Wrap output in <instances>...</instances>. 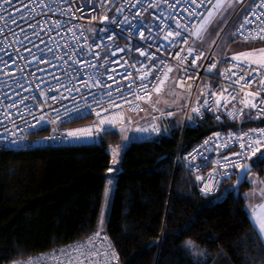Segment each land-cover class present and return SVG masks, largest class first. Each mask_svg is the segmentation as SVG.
<instances>
[{"label": "trees", "instance_id": "obj_1", "mask_svg": "<svg viewBox=\"0 0 264 264\" xmlns=\"http://www.w3.org/2000/svg\"><path fill=\"white\" fill-rule=\"evenodd\" d=\"M164 124L158 135L131 141L116 172L107 233L119 264H264V242L247 208L251 183L246 179L238 186L235 175L218 194L208 195L175 162L180 142L187 149L229 124L210 115L184 133L179 117ZM120 141L121 133L112 129L91 144L0 150V264L98 231L112 163L108 146ZM260 155L252 164L263 175L264 163H253ZM187 239L206 248L209 258L194 259Z\"/></svg>", "mask_w": 264, "mask_h": 264}, {"label": "built area", "instance_id": "obj_2", "mask_svg": "<svg viewBox=\"0 0 264 264\" xmlns=\"http://www.w3.org/2000/svg\"><path fill=\"white\" fill-rule=\"evenodd\" d=\"M41 4L51 7L52 11H48V7L37 6L36 0H13L14 7L22 8V5L29 3L30 7L28 9H23L20 13L16 14L18 23L16 25H10V27L17 32L18 36L13 37L9 29L6 27L4 32L7 34V38L3 34H0V40L3 41L4 45H7L5 51H0V57L3 60L8 61L9 56L7 53H12L15 56V51L19 49L20 53L27 57L28 61H32L25 67V61L17 59L16 64H11L5 71L9 75H0V150H24L32 147H67L76 146L83 144L94 143L97 137L104 132L112 129H118L127 120L128 113H141L145 109L152 105V97L155 91H151V102L146 103L145 101H134V103L139 104V109L136 111H131L129 105L124 103L120 99V94L116 91L118 87L126 91V85L129 81L122 78L123 73L131 72L134 77H138L142 73H137L136 69L127 67L125 61L128 63H137V68L141 64L151 68V73L144 81L149 83V89L151 90V83H155V76L160 75L163 78V73L167 71L164 65L160 64L163 60L164 64L170 67H179L181 74L177 80L178 87L186 89L190 93V100L187 107L184 110V115L182 118V132L184 133L187 125L191 124L194 127H198L201 122L210 115L215 122L223 123L227 122L229 124L227 127H219L213 131L204 134L198 140H196L189 148L184 149L181 142L179 144L177 154H176V165L184 164L188 169L189 173L194 176L199 184L200 190L204 187L205 183L208 182L210 174L215 177L214 190L207 193L208 195L218 194L225 183V181L231 179L233 176L237 175L240 168H235L231 164H226L223 160L224 156H228L231 160L237 161L238 163L245 164L246 162H252V159L259 155L251 157L250 160H245L242 157H236L232 155L234 152L241 151L240 141L236 140L235 137L242 135L243 133H249L252 129L264 128V117L260 119L255 118V111L253 110L251 116L240 117L237 116L235 119L227 115V110L223 107L219 111H208L205 108H201L200 105L203 104L204 96L208 95L212 91L218 92L230 83L225 81L221 73L232 68V65L236 62L231 61L232 54H222L217 55L214 52V48L209 51H205L201 47L193 44L194 35L189 37L187 32H182V35L175 39V43L172 42L173 38L165 40V31H161V28L166 30H175V24L172 20L168 19L169 12L179 20L182 24L188 25L191 28L193 25L199 26V22L202 19L201 15L190 16L188 12L184 11L185 8L191 10L194 6L185 3V0H180L176 4L175 10L168 9L166 3L161 0L160 7L150 8L149 3H156V0H112L111 4H107L104 9L99 6V0H71L72 6L77 9H82L75 13L74 18H70L68 15L61 16L59 9L68 8V4L64 0H40ZM171 3H176V0H169ZM261 0H248L245 4V10L241 15L233 21V26L231 29V38L244 40L241 36L236 35L233 37V33L236 32L239 24L243 22L244 12L250 11L247 6L252 5L253 8L256 4H259ZM215 3V0H213ZM59 5V8L57 7ZM93 7L95 10L93 11ZM123 7L122 12H117V8ZM35 8V13L33 17L21 20L20 15L28 17V13ZM210 5L202 6L196 11L205 16ZM141 9H145L141 16H137ZM11 11V9H10ZM43 13V14H42ZM107 14L109 17L108 21L103 23L99 19L100 16ZM7 15V13H5ZM96 16L97 19L93 20L92 17ZM125 17H127V22H125ZM253 20L255 17H251ZM233 18H231L232 20ZM62 21L63 27L58 31L53 30L48 31V28L52 26L53 21ZM47 21V23H45ZM39 22V27L36 31L40 33L39 37L32 35V28L28 27L29 24H35ZM143 22L144 26L141 27ZM3 22L0 21V26ZM229 26V24H228ZM21 27L27 32L30 39L24 40V45L31 49L32 53L36 57L41 56V51L43 50V59L45 61H50V64L37 63L35 62L32 55L25 50L19 43L16 42L17 39L23 40V33H21ZM248 29L255 27L254 24L247 26ZM41 28L44 30L41 31ZM72 29V31H69ZM143 31L145 37L151 36L150 39H142L140 37V32ZM75 32V36H73ZM247 34V32H245ZM185 38L189 39L188 44H184L183 40ZM245 41V40H244ZM248 41H261L259 39L248 40ZM66 45L70 47H65ZM88 45L92 46L91 52H89ZM96 45H100L99 48ZM151 45V47H148ZM38 46V48L36 47ZM191 46L197 50V52H203L204 55L199 60L196 61V65H192V60L194 55H188L187 48ZM80 47L84 48L85 54H81L76 58L78 60H91L93 64L97 67L87 68L86 72H81V76L84 80L88 79V73H102L99 79L103 81V84L111 85L109 89L104 87L89 86L83 87L78 80H73L68 83V77L65 75V71H71L72 65L63 64L62 61L56 59L57 56H64L67 59L66 53H70L72 49L78 50ZM51 48L52 51L49 52L48 49ZM124 49L123 52L119 49ZM141 48L146 50L149 54H154L156 67H152L153 61L146 59L141 56L136 50ZM159 49V50H158ZM183 49V51H181ZM99 53V57L92 53ZM116 54L113 56L112 53ZM179 53L180 57H187L183 65L178 66V61L176 59V54ZM107 59L109 63L104 65V61ZM119 60L120 63L116 64L113 61ZM215 63L216 68L212 71H208L211 64ZM51 65H56L52 67ZM104 65V67H100ZM124 65V66H122ZM3 65L0 64V68ZM76 67H80L77 65ZM19 68H24L21 73L18 71ZM37 69H47V71H37ZM112 69L116 71L113 72ZM183 69H187L185 72ZM232 71H237V69L232 68ZM34 73L35 75H32ZM50 73H54L56 76L60 77L61 82L67 84L71 87L72 84H76L80 87V92L73 91L69 94L64 88H60L57 85V81L52 78ZM169 73V72H168ZM230 74V73H229ZM108 75H113L115 80L119 83H114L113 80H109ZM189 76L191 79H189ZM235 79V78H233ZM18 81V83H17ZM140 83L139 79H135L134 87L138 86ZM204 84V95L201 102L195 103V97L200 91V87ZM20 85H23L21 87ZM39 85V87H37ZM55 86L59 88V91L47 92L49 86ZM191 85V89L188 88ZM258 85L253 84L250 88L245 89V91H257ZM105 91L112 92V98L116 100L117 105H122V107H115L111 105L109 98L105 95ZM233 91L232 87H228V93ZM41 92H47V97L53 95L60 96L62 93L67 96V99H59L57 101H52L50 98H46L41 95ZM143 95V93H140ZM93 95L96 96L97 100L103 101V107L98 105L93 101ZM227 95V93H226ZM264 95V93H262ZM5 97H8L5 99ZM129 99L132 100L133 97L129 95ZM210 99H212L210 97ZM23 100V103H21ZM237 109L241 106L238 102L234 101ZM15 104V107L7 109L9 113V118H5L3 113L5 111L4 105ZM86 104L91 105V109L85 107ZM193 107L200 108L201 115L193 113L191 109ZM213 107H215L213 105ZM232 105H228V109H231ZM79 108V112L76 109ZM94 109V111H93ZM107 109V111H105ZM247 111V110H246ZM96 112L101 113V117L116 115L115 122L112 125L105 124L103 126L99 125V120L96 116ZM173 113V115H167V113ZM122 114L123 119L120 118ZM165 118L172 119L175 118V111L169 110L165 114ZM43 116L44 119L39 118ZM217 116L220 119L217 120ZM15 121L13 123L12 121ZM79 120V123L72 124L73 122ZM258 121L256 124L249 123L250 121ZM248 123V125H245ZM92 128V134L89 137H69L67 133L69 131H74L80 128ZM97 127L101 130L97 131ZM157 127V126H156ZM158 128V127H157ZM159 129V128H158ZM160 133L159 131H152L151 135L156 136ZM219 133L220 137L217 140L215 134ZM14 134V135H13ZM229 134H232V139L229 138ZM212 138V142L205 147L206 140ZM12 141H15L13 143ZM227 147L221 146L219 150L216 149V144H225ZM199 149L197 153L195 150ZM264 147L261 148V151ZM219 162V163H217ZM215 170V172H214ZM227 175H224V173ZM203 177V179H197V177ZM202 192V191H201ZM204 193V192H203ZM101 234V239H96V233ZM83 239L77 240L75 242L61 245L55 247L51 250H47L27 258L5 263V264H61L64 261V257L61 256V250H71L77 245L87 242L92 239L94 244L102 249V254L97 259L100 260V264H119L120 256L117 248L113 244L111 238L107 232L97 231ZM106 237V239H104ZM110 245V247H109ZM71 246V248L69 247ZM115 251L117 258L111 259V257L105 258L103 252ZM66 264V261H65Z\"/></svg>", "mask_w": 264, "mask_h": 264}, {"label": "snow or ice", "instance_id": "obj_3", "mask_svg": "<svg viewBox=\"0 0 264 264\" xmlns=\"http://www.w3.org/2000/svg\"><path fill=\"white\" fill-rule=\"evenodd\" d=\"M65 3H67L69 6L66 9H59L61 16L68 15L70 18L75 17V13L78 11H82V9H77L72 6L71 0H64ZM112 0H99V6L104 9L107 4H111ZM138 2V0H137ZM161 0H156V3H149L148 7L150 8H159L160 7ZM164 3L167 4L168 9L175 10L176 4L180 2V0H176V3H171L169 0H163ZM255 0H253V3ZM185 3L191 4L194 7L189 10L188 8H185L184 11L188 12L190 16H196L201 15L202 19L199 22V26L193 25L191 28L188 27L186 24H182L179 20H177L173 15L172 12H169L168 19L172 20V22L175 24V30H170L171 26H169V29L166 30L164 28H161V31H165L166 35L164 36L165 40L172 39V42L175 43L174 38H178L182 35V32H187L188 36H196L198 39H202V34L207 32V29L210 25L213 23H217L219 26L220 23H227V17L225 16V13L228 12L229 9L233 10V14H239L236 9V5H243L244 0H215V3H213V0H185ZM37 6L40 7H48L47 5L41 4L40 0H36ZM210 5V8L207 10V16H203V14L198 13L196 9L205 6ZM30 7L29 3H25L22 5L23 9H28ZM59 8V5L57 6ZM22 8L14 7L13 0H0V21L3 22V25L0 26V34H3L5 36V39L7 38V34L4 32V29L7 27L9 29V32H11V35L13 37H17L18 34L16 31H14L10 25H16L18 23L16 14L20 13L22 11ZM247 8L250 11L244 12V19L243 22L239 24V27L237 28L236 32L233 33V37L236 35L241 36L245 41L248 40H255L259 39L261 41H264V0H261L259 4H256L253 8L252 5H248ZM11 9V11H10ZM95 10V7H93V11ZM48 11L51 12V7H48ZM117 12H122L123 7L117 8ZM145 11V9H141V12H138L136 15L141 16L142 13ZM7 13V15H5ZM35 13V8H32V11L28 13V17L24 15H20L21 20L28 19L29 17H33V14ZM43 14V13H42ZM251 17H255L253 20ZM93 20L97 19L96 16L92 17ZM101 22L108 21L109 17L107 14H104L99 17ZM125 22H127V17H125ZM47 23V21H45ZM62 21L56 20L52 22V26L48 28V31L51 32L54 29L59 30L61 27H63ZM254 24L255 27L252 29H248V25ZM39 22L35 24H29L28 27L32 28V35L39 37L40 33L36 31L37 27H39ZM143 22L141 23V27H143ZM44 29L41 28V31ZM21 33H23V40L17 39L16 42L19 43L22 47L25 48L26 51L29 52L30 55L33 56L35 62L37 63H46L50 64V61H45L43 59V50H40L38 46L39 51H41V56L36 57L35 54L32 53L31 49H28L24 45V40L30 39L27 32H25L24 28L21 27L20 29ZM69 31H72V29H69ZM221 31L223 29L221 28ZM247 32V34H245ZM219 35V33H217ZM73 36H75V32H73ZM140 37L142 39H150L151 36L145 37V34L143 31L140 32ZM184 44L189 43V39L185 38L183 40ZM8 46L3 44V41L0 40V51H5ZM65 47H70L66 45ZM89 49V52H91L92 46H87ZM97 48L100 47V45H96ZM148 47H151V45H148ZM141 56H144L146 59L153 61L152 67H156L155 64V56L154 54H149L146 50L137 48L136 49ZM159 50V49H158ZM49 52L52 51L51 48L48 49ZM119 51L123 52L124 49H119ZM183 51V49H181ZM188 55H194V59L192 60V65H196V61L199 60L201 57H203V52H197V50L191 46L187 48ZM85 54L84 48L80 47L78 50L72 49L70 53H66L67 59L62 56H57L56 59L62 61L63 64H69L71 62L72 68L71 71L66 70L65 75L69 78L68 83H71L73 80H78V82L83 87H89L96 86V87H104L105 89H109L112 86L103 84V81L99 79L100 75H103L102 73H88V79L84 80L81 76V72H86L87 68H93L95 69L97 67L96 64H93L91 60H78L76 57ZM99 57V53H92ZM116 53L113 52L112 55L114 56ZM9 56V60L5 61L2 57H0V64L3 65L2 68H0V75H9L5 70L10 67L11 64H16L17 59L24 60L25 67L28 66L32 61H28L27 57H24L19 49L15 51V56H13L12 53H7ZM86 55V54H85ZM176 59L178 61V66L183 65L186 61L187 57L181 58L179 53L176 54ZM231 61L236 62L232 65V68L237 69V71H232V68L226 70L224 73H221V75L224 77L225 81H229L230 83L227 85V87H224L222 90H219L218 92L212 91L208 95L204 96L203 104L200 105L201 108H205L208 111H219L222 107L227 110V115L229 117H232L235 119L237 116L244 117V116H251L253 110L255 111V118L260 119L264 117V47H261L259 49H253L251 51H245L238 55L231 56ZM109 61L105 59L104 65H107ZM113 63L119 64L120 61H113ZM137 63H128L125 61V65L127 67H131L136 69L137 73H142L138 77H134L133 73L131 72H125L122 75V78L124 80L129 81V83L126 85V91L120 87L116 89V91L120 94V99L129 105V109L131 111H136L139 109V104L134 103V101H145L146 103L151 102V91H155L156 93H160L163 90V85L165 81L168 79V72H171L172 69L164 64V61L161 60L160 64L164 65L165 68H167V71L163 73V78L160 75L155 76V83H151V90L149 89V83H145L147 76L151 73V68H149L146 65L141 64L139 68H137ZM77 65H80V67H76ZM104 65H100V67H104ZM52 67H55L56 65H51ZM124 66V65H122ZM216 68V64L213 63L209 66L208 71H212V69ZM185 72H187V69H183ZM19 72H23L24 68H19ZM37 71H47V69H37ZM113 72H115V69H112ZM230 73V74H229ZM32 75H35L32 73ZM49 75L52 76L53 79L57 81V85H59L60 88H64L65 91H67L69 94H71L73 91L80 92V87H77L76 84H72L71 87H68L67 84L62 83L60 77L56 76L54 73H50ZM109 80H113L114 83H119L115 80V77L113 75H108L107 77ZM139 79L140 83L138 86L134 87L135 79ZM235 78V79H233ZM189 79L191 77L189 76ZM18 83V81H17ZM253 84H257L258 88L257 91H245V89L250 88ZM23 87V85H20ZM179 86V85H178ZM39 87V85L37 86ZM191 85H188V88L191 89ZM228 87H232L233 91L231 93H228ZM59 91V88H56L55 86L50 85L47 92L51 91ZM47 92H41V95L50 98L52 101H57L59 99H67V96H64L62 93L60 96L53 95L51 97H47ZM140 93H143L141 95ZM227 93V95H226ZM105 95L109 98L111 105L115 107H122V105H117L116 100L112 98V92L111 91H105ZM129 95L133 97L132 100L129 99ZM200 95H204L203 90H201ZM210 97L212 99H210ZM8 97H5L7 99ZM200 96H197V102H199ZM93 101L103 107V101L97 100L96 96L93 95ZM234 101L238 102L241 106L237 109L236 104L233 103ZM21 103H23V100H21ZM157 103H159V100H157ZM231 104V109H228V105ZM213 105L215 107H213ZM15 107V104L11 105H4L5 111L3 113L4 117L7 119L9 118V113L7 109ZM85 107L91 109L90 104H86ZM152 110L157 111L158 109L155 108L154 105H152ZM247 110V111H246ZM77 112H79V108L76 109ZM94 111V109H93ZM107 111V109H105ZM193 113H196L197 115H201L200 108L193 107L191 109ZM163 114V113H162ZM167 115H173V113L169 112ZM96 116L99 120V125L103 126L105 124L112 125L115 122L116 115H113L111 117L104 116L101 117L100 112H96ZM120 118L123 119L122 114L120 115ZM217 120L220 119V116L216 117ZM40 120H43L44 117L41 116L39 118ZM153 119H157V117H153ZM15 123V121H12ZM2 123V121H0ZM97 131H100L101 128L97 127ZM139 131H146L147 129H138ZM153 131H159V129L156 126L152 127ZM92 134V128L86 127V128H80L76 129L74 131H69L67 135L69 137H89ZM14 135V134H13ZM220 137L219 133L215 134V138L218 140ZM229 138L232 139V134H229ZM236 140L240 141V149L239 152H234L232 155L236 157H242L245 160H250L251 157L256 156L257 153H261L259 157H257L256 161H253L255 164L264 163V152H261V148L264 147V128L260 129H252L249 133H243L242 135L236 136ZM15 143V141H12ZM212 142V138L209 140H206L204 142V145H201V147L207 146L209 143ZM227 147V143L221 145L216 144L215 147L217 150L219 148ZM197 153L199 152V149L195 150ZM223 160L226 164H231L235 168H240L244 171H247L250 168L249 164H241L237 161L231 160L228 156H224ZM115 159L113 160V163H115ZM219 163V162H217ZM111 171V169H110ZM215 172V170H214ZM224 175H227L225 172ZM197 179H203V177L198 176ZM111 183V181H109ZM214 183H215V177L213 174H210L209 180L207 183H205L204 187L201 189L202 192L205 194L211 192L214 190ZM260 183H264V181H260ZM259 196L261 198V202L256 205H249V208L251 210V215L254 224L257 226L259 232L264 235V188L259 189ZM251 196L257 195V190L254 188L253 192L249 194ZM257 209H260L261 211L258 213ZM96 239H101V234L99 232L96 233ZM106 239V237L104 238ZM71 248V246H69ZM110 247V245H109ZM102 254V249L98 248L92 239H90L87 244L81 243L77 245L75 248H71V250H61V256L64 257V261H61V264H100V260L97 259V257H100ZM103 256L105 258L111 257V259H116V253L115 251L103 252ZM105 264H107V260L105 261Z\"/></svg>", "mask_w": 264, "mask_h": 264}, {"label": "rangeland", "instance_id": "obj_4", "mask_svg": "<svg viewBox=\"0 0 264 264\" xmlns=\"http://www.w3.org/2000/svg\"><path fill=\"white\" fill-rule=\"evenodd\" d=\"M247 2L248 0H244L243 5H236L237 12L239 13L238 15L233 14L232 9H229L228 12L225 13V16L227 17V23H220L219 26L217 25V23H213L208 27L207 32L202 34V39H198L196 36H194V43L198 47L204 49L214 48V52L217 55H238L245 51H251L253 49L264 47V41H244L231 38V29L234 24L233 21H235L245 10ZM205 16H207V14ZM231 18L233 19L231 20ZM221 28L223 29V31H221ZM217 33H219V35H217ZM176 77L177 72H175L173 75L171 74L165 81L163 90L160 93H154L152 97V105H154L158 110L153 111L152 105H150L145 109L144 112H129L126 122L117 129L121 133V141L117 144H111L108 146V150L112 155V163L110 167L111 171L109 169L106 175L103 201L98 219V231L107 232V222L109 220L111 205L116 187V172L121 164L126 147L130 144L131 141L140 138L137 136H142V131H139L138 129H141L144 124L151 122L152 126H157L160 132L164 131V127H166L164 123H166L167 120L164 114L169 110L175 111V117H181V109L186 104L189 96L187 94L185 96L182 91L178 90L180 88L178 87V79L176 80ZM203 87L204 84H202L200 89H202ZM157 100H159V103H157ZM154 116L157 117V119L154 120ZM114 159L116 161L115 163H113ZM255 170L257 171V169ZM256 171H251L247 176V179L258 186L260 184V181L263 180V175H260ZM109 181H111V183H109ZM250 197L252 199V196ZM184 245L192 254L194 259L198 261H204L209 258V252L207 251V249L199 245L193 239H187L184 242Z\"/></svg>", "mask_w": 264, "mask_h": 264}, {"label": "crops", "instance_id": "obj_5", "mask_svg": "<svg viewBox=\"0 0 264 264\" xmlns=\"http://www.w3.org/2000/svg\"><path fill=\"white\" fill-rule=\"evenodd\" d=\"M193 44L194 45H196L195 43H194V40H193ZM197 46V45H196ZM202 49H204V48H202ZM210 49H212V48H209V49H204L205 51H209ZM175 72H177V77H176V80L179 78V76H180V74H181V71H180V68L179 67H173L172 68V71L171 72H169L168 73V77L172 74H174ZM180 88V87H179ZM204 89H205V87H203L202 89H200V91H198V95L200 96V98H199V102H201V99H202V97H203V95H200V93H201V90H203L204 91ZM179 91H182L183 93H184V95L186 96V94L189 96L188 97V99H187V101H186V104L182 107V109H181V119L183 118V115H184V110H185V108L187 107V105H188V102H189V100H190V93L186 90V89H182V88H180V89H178ZM152 102H153V100H152ZM195 103H199V102H197V96L195 97V101H194ZM177 116V115H176ZM152 124H151V122L149 123H146V124H144L143 126H142V128L141 129H147L146 131H142V136H137V137H140V138H137V139H146V138H151V137H154V136H152L151 135V133H152ZM261 152H264V150L263 151H261ZM252 171H256L255 170V168L252 170ZM256 172H258V171H256ZM259 173V172H258ZM250 174V173H249ZM248 174V175H249ZM248 180V179H247ZM249 181V180H248ZM262 181H264V174H263V180ZM250 183H251V188H249L246 192H245V195H246V197H247V208H248V211H249V213H250V218H251V220H252V222H253V219H252V215H251V210H250V208H249V205L251 204V205H256V204H259L260 202H261V198H260V196H259V189H261V188H264V183H260L258 186H256L253 182H251V181H249ZM256 189L257 190V195L256 196H252V199H251V195H249L251 192H253V189ZM261 210L260 209H257V212L259 213ZM253 224H254V222H253ZM254 226L256 227V229H257V231H258V233L260 234V237L262 238V240H263V242H264V235H262L260 232H259V230H258V228H257V226L254 224Z\"/></svg>", "mask_w": 264, "mask_h": 264}, {"label": "water", "instance_id": "obj_6", "mask_svg": "<svg viewBox=\"0 0 264 264\" xmlns=\"http://www.w3.org/2000/svg\"><path fill=\"white\" fill-rule=\"evenodd\" d=\"M246 164L250 165V168L247 171H244L242 169H239L236 175V184L240 186L246 179L248 174L254 169V165L252 162H246ZM121 169L119 170V172Z\"/></svg>", "mask_w": 264, "mask_h": 264}]
</instances>
